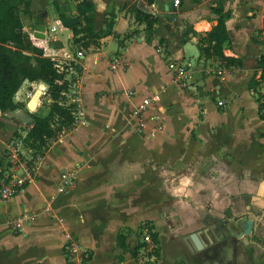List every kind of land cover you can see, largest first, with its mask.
Wrapping results in <instances>:
<instances>
[{"label":"crops","instance_id":"1","mask_svg":"<svg viewBox=\"0 0 264 264\" xmlns=\"http://www.w3.org/2000/svg\"><path fill=\"white\" fill-rule=\"evenodd\" d=\"M166 2L28 0L22 8L23 51L39 48L76 80L86 123L44 150L32 181L0 197V264H66L67 235L90 250L88 264H139V249L130 251L144 221L157 237L150 264H264V118L252 89L264 59V0H173V19L163 16ZM216 4L224 18L214 32L235 61L202 50L214 43L206 35ZM135 9L156 21H138ZM59 13L77 16L75 29L90 17L91 27L74 32ZM185 20L192 31L181 41ZM194 47L192 66L185 55ZM168 58L189 64L183 79H173ZM32 86L22 80L16 106L0 112V169L6 139L49 110L47 95L27 107ZM143 97L139 125L131 111ZM69 171L73 184L57 191ZM18 214L27 218L11 225Z\"/></svg>","mask_w":264,"mask_h":264},{"label":"trees","instance_id":"2","mask_svg":"<svg viewBox=\"0 0 264 264\" xmlns=\"http://www.w3.org/2000/svg\"><path fill=\"white\" fill-rule=\"evenodd\" d=\"M195 3L198 0H189ZM28 6V0H0V112L11 110L16 106L14 100V93L19 87L22 80L28 81L42 80L47 84L45 95L50 99L49 110L45 115L32 114L28 122L31 123L30 128L27 129L24 141H26L34 150L44 149V139L52 133L50 125L55 119L59 121H68L70 118V111L68 105H61L59 103L60 91L66 90L68 87V80L64 78L63 73L56 68L53 60L45 55H42L40 49H34V54H28L23 51V42L21 36L22 22L19 14L20 8ZM211 11L216 16L217 24L213 26L212 31L206 35L208 40H213L214 43L210 49L205 46L202 50L206 55H216L225 61H235L234 57L224 56L221 53V41L218 39L214 30L219 24L222 23L224 13L219 5L211 7ZM134 17L138 21H143L145 24L150 25L156 21V17L148 13L142 12L138 9L134 11ZM60 19L64 16L59 13ZM84 27L74 28V32H79L81 29H90V17L85 16ZM110 23L106 22L108 27ZM192 31L190 22L184 21V29L181 33L180 40H187V34ZM83 37V36H82ZM258 64L261 67V73H264L263 63L264 59L258 57ZM255 86L252 85V89ZM56 117V118H54ZM2 165V162H1ZM149 228V235L154 243L152 249L153 256H157L158 245L157 237L152 226L144 221L138 227L137 232L140 234L142 227ZM124 235L118 231L115 235V244L124 246ZM142 243H138L130 251L133 257ZM250 254L252 249L249 250ZM148 255V254H147ZM89 258V255H88Z\"/></svg>","mask_w":264,"mask_h":264},{"label":"built area","instance_id":"3","mask_svg":"<svg viewBox=\"0 0 264 264\" xmlns=\"http://www.w3.org/2000/svg\"><path fill=\"white\" fill-rule=\"evenodd\" d=\"M176 3L177 0H174ZM161 44H155V50H162ZM80 51H76L79 54ZM117 62L113 59L110 63V67ZM264 64V63H263ZM188 63L182 64L177 60L168 58L166 60V66L170 70L174 80H181L186 76ZM264 68V65H263ZM68 80V87L66 90L60 91L59 103L61 105H68L70 111V118L66 121L54 120L50 123L52 127V133L45 137L44 139V149L34 150L26 141H24L25 134L28 128H30L31 123L28 122L16 135H11L6 139L4 146L2 148V165L0 169V197L7 198L18 190H20L26 183L33 180L37 164L39 163L44 150L60 139L65 134L69 133L74 127L78 125H84L86 123L82 106L80 104V90L75 79L65 78ZM38 80L33 82L32 90L34 91L35 85ZM45 83V82H44ZM46 84V83H45ZM39 96L44 95L47 84L39 85ZM32 91V92H33ZM31 92V94H32ZM255 93V104L258 112L264 118V73H261L257 77L256 86L253 89ZM30 94V95H31ZM149 102L148 97H143L139 103H137L132 111L131 115L139 119V125L142 124L140 120V115L144 111L145 105ZM220 103V101H217ZM56 118V117H54ZM74 182V175L72 171L62 172L60 177V182L56 186L57 191H61L64 188H68ZM27 217L24 214H18L11 216L9 218V223L13 226H17L19 221H25ZM139 241L142 243L139 246V250L149 247L146 252L147 257L152 256V249L154 243L149 235V228L145 225L142 227V231L139 234ZM78 242L73 239L70 235H67L63 248L66 264H85L88 259V253L82 247H78Z\"/></svg>","mask_w":264,"mask_h":264},{"label":"water","instance_id":"4","mask_svg":"<svg viewBox=\"0 0 264 264\" xmlns=\"http://www.w3.org/2000/svg\"><path fill=\"white\" fill-rule=\"evenodd\" d=\"M175 10H176V5L173 3V0H167L165 5L163 6V11H164L163 16L166 18H169V19H173ZM77 20H78L77 16H71V17H68L66 19H63L61 22H62V25H64V26H70V25L75 24L77 22ZM33 28L35 30L34 35L37 37H42L41 31L43 30V26L41 24L35 23ZM185 56L188 57L189 63L192 66H194V58L197 56L196 48L194 47L193 51L187 53ZM40 84L46 85L42 80L37 81L34 91L32 92V94L30 95V97L28 98V100L26 102L27 107L32 108L34 106L35 101H34L33 97L35 96V100L38 98V96H39V88L38 87ZM30 105H32V107ZM261 218H262V216H261ZM251 228H252V221H251ZM188 237H189L190 241L196 247H202L201 241L198 239L195 232L189 233Z\"/></svg>","mask_w":264,"mask_h":264},{"label":"rangeland","instance_id":"5","mask_svg":"<svg viewBox=\"0 0 264 264\" xmlns=\"http://www.w3.org/2000/svg\"><path fill=\"white\" fill-rule=\"evenodd\" d=\"M20 12H19V14L22 16V18H25L27 15H26V9H22V8H20V10H19ZM69 78V77H68ZM45 95V94H44ZM38 97H40V96H38ZM38 111H40L41 113L42 112H44L45 111V107L42 105V106H40V107H38ZM136 235V237L138 238V240H139V234H135ZM73 239H75L76 240V238L73 236V235H70ZM79 248H81V246H78ZM83 249H85L86 251H87V253H88V255H89V257H90V250H88V249H86V248H84V247H82ZM149 250V247H148V249L147 248H143V250L141 249V250H139V254L137 255V257H138V263L139 264H145L146 262H148L149 264H150V262L151 263H153V261L155 260V258H156V256H150V257H147V254H146V252ZM66 256V255H65ZM89 259V258H88ZM87 259V260H88ZM85 261V264H88V261ZM208 263V262H207ZM207 263H205V262H201V263H199V264H207Z\"/></svg>","mask_w":264,"mask_h":264},{"label":"bare ground","instance_id":"6","mask_svg":"<svg viewBox=\"0 0 264 264\" xmlns=\"http://www.w3.org/2000/svg\"><path fill=\"white\" fill-rule=\"evenodd\" d=\"M33 98H35V96ZM34 101H35V99H34ZM30 106H32V105H30Z\"/></svg>","mask_w":264,"mask_h":264}]
</instances>
